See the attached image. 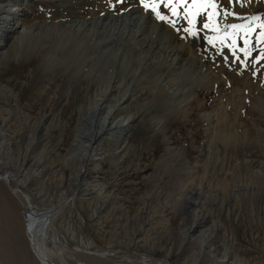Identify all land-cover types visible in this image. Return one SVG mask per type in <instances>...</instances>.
<instances>
[{"label": "bare ground", "instance_id": "1", "mask_svg": "<svg viewBox=\"0 0 264 264\" xmlns=\"http://www.w3.org/2000/svg\"><path fill=\"white\" fill-rule=\"evenodd\" d=\"M263 1L215 0L218 12L216 20L221 27L259 23L251 20L253 16L264 21V7L259 5ZM178 10L183 12V9ZM160 11L168 14L163 7ZM226 12L233 15H226ZM206 20V14L199 16V19L197 17L199 36L188 37L183 30L157 20L150 11L146 12L140 6V0H0V66L10 56H26L29 65L43 60L48 74L58 68L73 71L79 77L82 88L88 91L84 102L67 107L71 100L68 99V92L67 104L33 117L26 110L30 106L23 105L20 95L14 91V86L22 88L26 81L7 78L5 83L0 82V174L10 175L4 166L9 158L6 146L11 145V139L7 138L10 129L32 127L39 133L43 132L42 135L50 129H71L75 132L63 156L62 166L69 167L76 184L80 183L90 164L93 169L100 167L104 143L123 142L139 119V114H131L126 118L122 114L118 118L114 115L115 112L127 111L130 102L136 98L137 92H132L130 81L143 71L141 77H147L152 71L150 67L162 64L165 66L162 71H155L152 75H155L157 84L166 81L164 88L170 94L173 85L169 86V82L173 79L179 82V78L189 73L190 77L193 76L192 85L195 86L186 89L190 93L185 107L182 106L183 111L188 116L194 112L200 114L205 125V138L197 155L196 169L187 161L184 163L190 177V191L183 193V202L190 207L189 230L195 264L203 256L205 264H264V67L260 65L263 64L262 59L252 62L246 59L244 63L236 62L237 55V58L227 59L223 52L228 51V47L219 43L213 46L205 39L206 36L214 35L203 28ZM182 21L186 23L184 19ZM260 31L255 28L249 38L259 35ZM186 41L200 44L202 52L189 49ZM239 42H242L243 47V41L237 39V45ZM179 60L181 62L177 67ZM225 60L236 63L232 69L237 71L230 72V77L224 69ZM215 66L216 69L213 68ZM166 70L169 75H165ZM171 75L175 77L171 79ZM196 81H204V86L195 84ZM42 89L41 95L46 92L44 87ZM177 90L181 91L182 88L171 91L177 94ZM201 95L206 99H202ZM190 101L192 105L188 106ZM68 112L76 116L75 123L64 119V113ZM252 129L255 131L254 142L263 155L256 169L247 162L245 165L240 161L232 162L225 150L230 142L248 138ZM38 132L30 142L45 145L49 139L38 137ZM123 149V145H119L112 159L119 162L124 157ZM243 166L247 167L249 175H241ZM19 172L18 169L15 174ZM229 172L231 175H228ZM28 173L25 171V174ZM35 173V176L40 175L39 172ZM0 178L7 185L6 190L9 189L14 196L23 200V204L31 207V195L15 194L17 191L12 187L11 178ZM99 188L94 190L96 207L93 216L96 217L99 230H102V213H109L107 217L110 220L123 209L116 206V193ZM81 201L79 206L83 210L90 207L88 202ZM38 215L34 210H25L21 227L18 208L0 183L1 264H15L13 253L23 260L22 264H30L28 247L35 260L32 264H58L52 260L51 250L48 251L38 237L40 228L44 226L45 229L47 221L51 223V220L46 215L42 219ZM239 230L246 235L248 243L255 242L254 246L251 245L254 247L252 250L250 246L240 244L243 239L239 241L237 237ZM258 230L261 232L258 233ZM183 232L185 239L186 230ZM45 233L42 240L46 239ZM107 254L97 259L106 262L111 259H108Z\"/></svg>", "mask_w": 264, "mask_h": 264}, {"label": "rangeland", "instance_id": "2", "mask_svg": "<svg viewBox=\"0 0 264 264\" xmlns=\"http://www.w3.org/2000/svg\"><path fill=\"white\" fill-rule=\"evenodd\" d=\"M259 5L264 7V1ZM204 14L207 15V13L201 15ZM181 18L176 26L179 30H183L187 25ZM258 37L259 35L249 38V47L253 51L247 61H255L256 57L261 55L264 42L258 44ZM185 43L189 49L193 48L199 53L202 52L200 44L187 41ZM239 45V48H242V42H239L237 46ZM223 53L227 59L235 57L231 50H224ZM236 55L238 57H235L236 62L241 63L239 61L245 60L243 53L238 52ZM229 61L225 60L224 68L229 74L228 77L234 70L232 68H235L232 65H236L231 60ZM179 62L181 61H178L177 67H179ZM262 63L260 65L264 67V58H262ZM164 67L162 64L150 67L152 71L147 77H141L145 72L143 71L131 81V78H128L132 85V92H137L136 98L130 102V108L125 111L126 113L119 111L114 115L116 117L123 115V118H126L131 114H139V119L128 131L123 142L106 141L104 143L100 153L103 157L100 160V167L93 169L90 164L82 181L78 184L71 175V169L62 166L63 156L71 143L75 130L50 129L42 135L43 132L39 133L32 127L24 129L14 127L7 132L11 145L6 146V150L9 149L7 150L9 158L4 166L10 175L0 174V177L11 178L12 187L17 191L15 194L31 195L33 197L31 207L23 204V200L14 196L9 189L6 190L8 187L2 178H0V183L14 206L18 208L21 227L23 226L22 217L27 209L34 210L41 219L43 215H46L48 220H51V223L47 221L45 229L44 226L40 228L38 233L41 234L39 233L38 237H40L39 241L44 243L45 248L48 251L51 250L49 253L54 262L58 264L63 261H65L63 264H81V262L84 264H195L193 241L189 230L190 207L183 202V193L190 191L188 187L190 177L184 163L187 161L193 169H196L197 155L205 138V125L200 114L194 112L188 116L182 107H185L186 98H189L190 92L186 89L195 86L192 85L193 76L190 77L189 73H186L179 78L180 80L178 79L179 82H176L173 79L175 76L171 75L170 78L172 77L173 81L169 82V86H173L169 94L164 88L166 81L158 83L159 86L154 80L155 75H152L155 71L160 70L161 72ZM213 68L216 69V66ZM47 70L45 61L39 60L29 65L26 56L20 58L10 56L4 59L0 66V82L5 83L7 78L12 81H26V85L22 88L14 86V91L20 95L23 105L30 106V109L26 110L33 117L55 111L67 104L68 92L70 93L68 99L71 100L67 107L80 101L84 102L88 92L82 88L79 77H76L73 71L67 72L58 68L48 74ZM165 75H169L167 70ZM122 83L125 85V82ZM204 83V81L195 82L199 86H204ZM151 86H156V88H149ZM43 87L46 92L41 95ZM178 88L182 90L175 91L177 94L171 91ZM183 88L184 92H182ZM200 97L206 99L204 95ZM187 105H192V101ZM63 117L71 124L76 122V116L69 115V112L64 113ZM251 131L252 136L238 140L239 142H230L225 150L232 162L240 161L244 165L247 162L249 166L256 169L259 168L263 155L259 146L254 142L253 133L255 131L253 129ZM36 132H38V137L49 139L45 145L36 144L35 141L30 142ZM119 145L124 147L122 152L124 157L116 162L112 156ZM18 169L20 172L15 174ZM242 170L241 175H249L246 166H243ZM25 171L29 173L25 174ZM35 172H39L40 175L35 176ZM228 175L231 173L229 172ZM247 181L249 182V179ZM97 188H106L107 191L116 193L118 202L116 206L123 209L122 212L119 210L114 218H109L110 220L107 217L109 213L105 215L104 211L102 213L104 221L101 222L103 223L102 230H99L96 217L93 216L96 207L94 198L96 191L94 190ZM80 199L88 202L90 207L83 210L79 206V203H82ZM185 230L186 238L183 239ZM44 231L46 239L42 240ZM260 232L258 230V233ZM245 236L242 230L237 231L239 241L243 239L240 244L248 245L252 250L255 242L248 243ZM24 242L27 245L25 236ZM27 250L30 254V264H32L35 261L34 257L29 252V247ZM104 253H109L107 257L111 259L106 262L102 259L98 260L100 256L105 257ZM13 254L15 255L14 263L21 261L20 264H22L23 260L16 253ZM113 256L116 258L113 259ZM204 262L203 256L197 264H205ZM23 264L29 263L24 262Z\"/></svg>", "mask_w": 264, "mask_h": 264}, {"label": "snow or ice", "instance_id": "3", "mask_svg": "<svg viewBox=\"0 0 264 264\" xmlns=\"http://www.w3.org/2000/svg\"><path fill=\"white\" fill-rule=\"evenodd\" d=\"M140 6L146 12L150 11L157 20L170 23L172 27H175L176 20L182 17L187 23L183 31L193 37L197 36L199 31L196 26L197 17L202 13H207V20L204 22L203 28L214 33V35L205 37L208 43L213 46L219 43L228 47L232 51L233 56H236L237 52H241L245 60L253 51L249 47V36L255 28L261 30L257 43L264 42V21H261L260 17H251L252 21H259L256 24H231L221 27V24L216 20L218 12L215 0H140ZM161 7L168 10L167 15L160 11ZM178 9H183V12L181 13ZM225 14L233 15V13L227 12ZM237 39L243 41L244 46L242 48H237ZM262 58H264V47L261 48V55L256 57L257 60Z\"/></svg>", "mask_w": 264, "mask_h": 264}]
</instances>
